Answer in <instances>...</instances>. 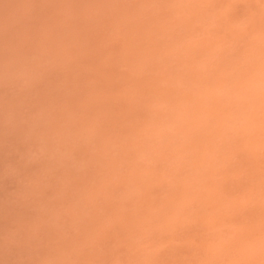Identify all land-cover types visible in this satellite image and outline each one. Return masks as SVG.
I'll return each instance as SVG.
<instances>
[{
    "label": "rangeland",
    "instance_id": "1",
    "mask_svg": "<svg viewBox=\"0 0 264 264\" xmlns=\"http://www.w3.org/2000/svg\"><path fill=\"white\" fill-rule=\"evenodd\" d=\"M0 264H264V0H0Z\"/></svg>",
    "mask_w": 264,
    "mask_h": 264
}]
</instances>
